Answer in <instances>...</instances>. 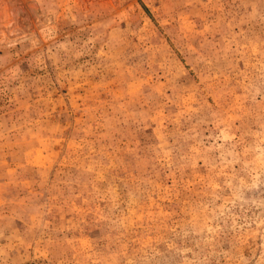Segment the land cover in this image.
Masks as SVG:
<instances>
[{
  "label": "rangeland",
  "instance_id": "374dc122",
  "mask_svg": "<svg viewBox=\"0 0 264 264\" xmlns=\"http://www.w3.org/2000/svg\"><path fill=\"white\" fill-rule=\"evenodd\" d=\"M0 264H264V0H0Z\"/></svg>",
  "mask_w": 264,
  "mask_h": 264
}]
</instances>
